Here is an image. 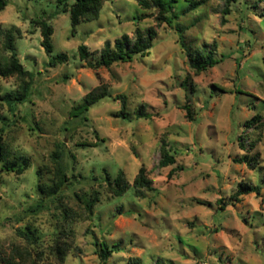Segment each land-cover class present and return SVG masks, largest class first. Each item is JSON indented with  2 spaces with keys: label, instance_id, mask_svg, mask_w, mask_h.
<instances>
[{
  "label": "rangeland",
  "instance_id": "obj_1",
  "mask_svg": "<svg viewBox=\"0 0 264 264\" xmlns=\"http://www.w3.org/2000/svg\"><path fill=\"white\" fill-rule=\"evenodd\" d=\"M8 1L0 26L14 31L15 51L33 78L28 99L11 110L3 98L14 100L20 82L0 77L8 159L29 161L20 176L0 163V264L17 252L18 264H60L52 253L58 240L69 245L61 264H264V0H237L227 15L225 0H179L171 25L139 2L150 0H108L96 21L75 32L56 0ZM37 21L52 27V56L66 54V64L49 67ZM150 28L157 37L148 56L91 67L107 44L114 49L126 36L132 46L137 30ZM179 28L196 56L212 50L221 63L192 70ZM103 86L107 97L73 115ZM59 144L67 189L41 197L39 172L49 184ZM165 152L176 162L162 168ZM141 168L153 191L134 186ZM120 171L130 185L115 197L106 177ZM241 184L260 193L235 201ZM96 193L89 216L86 201ZM103 244L119 251L105 261Z\"/></svg>",
  "mask_w": 264,
  "mask_h": 264
},
{
  "label": "trees",
  "instance_id": "obj_2",
  "mask_svg": "<svg viewBox=\"0 0 264 264\" xmlns=\"http://www.w3.org/2000/svg\"><path fill=\"white\" fill-rule=\"evenodd\" d=\"M108 0H56L57 7L61 13H69L71 27L73 32H75L76 28L84 23V22H92L96 21L104 4ZM179 0H150L149 2L139 1L140 4L145 8H154L157 10V18L156 20L159 24L168 23L172 24L175 19H178L180 16L177 13H174L175 4ZM237 0H225V15L230 13V6L233 2ZM9 5L8 0H0V12L5 10ZM196 9L195 4L191 6L188 11ZM41 28V36L43 38L42 47L44 48L47 55L51 56L49 61V67L55 68L60 64H66L69 61V58L66 54H61L58 56H52L53 53V45H52V35L53 29L52 27L44 21H37ZM180 32V43L182 44L183 49L188 58L189 65L192 70H194L197 74H201L206 72L218 64L221 63V60H218L214 57V53L212 50L207 51L205 56H196L190 47L186 44L185 39L183 37L184 30L179 28ZM136 41L130 46V41L128 37L124 36L122 40H117L115 42V47L112 49L109 44H107L106 48L102 54V60L97 62L96 64H92L91 67L93 69L100 68H111L114 64L119 62H131L135 57H146L148 56L154 49V39L157 37V33L154 29L150 28L145 32H141L137 30L136 33ZM15 35L12 30H4L0 26V77L2 78H11L17 77L20 84L17 95L15 99L12 100L10 96L4 97L3 99L8 103L10 109L13 110L15 103H23L25 102L30 94L32 78L33 74L26 70L23 64L21 63L16 51H15ZM79 58L82 61L88 60L90 56V52L86 45H81L78 49ZM108 96L107 87H98L88 93L84 102L78 106L72 113L75 116H79L85 112H88L89 108L104 99ZM122 100L123 106L122 110L124 111L126 108V97H119ZM187 110V117L192 119L191 116V106L188 103L185 106ZM123 118H126L123 113ZM5 122V123H4ZM7 119L0 112V123L6 124ZM9 151L6 149L4 144V129L0 127V163H2L1 170L7 173H15L16 175H23L25 171L29 167V161L26 158H22L21 156L16 157L14 160H9ZM51 161L54 165L53 172L51 178L49 179L50 183L42 181V171L40 170L39 176L41 182L38 185V193L41 197H55L65 189H67V185L69 182V178L67 175V167L65 163V144L57 145V150L52 154ZM243 162H249L247 158L242 159ZM176 160L173 156H170L167 152L164 153L163 159L160 163L162 168L168 167L170 165L175 164ZM252 164V162H249ZM253 166V165H252ZM46 169V168H44ZM48 171L50 170L47 168ZM106 182L109 186V191L115 197L123 196L129 190V183L125 178V173L120 171L118 176L115 179H112L109 175L106 177ZM134 186L141 189H146L148 191H153L152 182L148 179L146 175V170L141 168L138 175L134 179ZM252 193L259 194L260 187H252L249 185L241 184L239 186V190L237 194L234 196L235 201H240V197L244 195H249ZM100 201L98 193L95 196L86 201V208L88 215L91 216L94 207ZM223 210V208H221ZM67 216H70V212L66 211ZM100 256L103 260H108V258L118 252V249H110L107 245L101 246ZM69 245L58 240L52 253L55 257L56 262L62 263L64 257L68 251ZM18 253V252H17ZM16 253V254H17ZM16 254L9 258H4L2 260V264H18V260H16ZM29 255V254H27ZM22 258V255H19ZM31 261H27V264H37L32 258ZM129 264H141L140 260L135 259Z\"/></svg>",
  "mask_w": 264,
  "mask_h": 264
}]
</instances>
